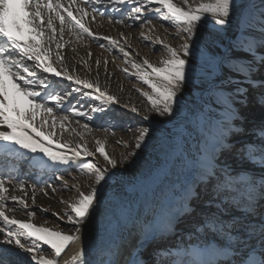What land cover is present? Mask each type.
I'll return each mask as SVG.
<instances>
[{
  "label": "snow or ice",
  "instance_id": "1",
  "mask_svg": "<svg viewBox=\"0 0 264 264\" xmlns=\"http://www.w3.org/2000/svg\"><path fill=\"white\" fill-rule=\"evenodd\" d=\"M70 3L77 4V0H70ZM81 3L82 6L77 4L74 15L71 7H63L60 0H0V150L6 157L25 158L35 166L46 163L74 166L76 171L86 173L93 180L91 190L79 192L78 199L69 204L70 213L66 212L64 217L74 227L65 233L9 218L5 208L9 211H15V208L5 203L9 199L5 195L8 191L5 186L15 184L23 191L26 181L7 171L0 173V220L4 225L0 227V233H3L0 245H13L20 250L0 248V264H8V257H20L18 264H28L29 261L30 264H60L62 254L77 242H81V248L64 264H176L174 259L165 260L161 255L168 253L171 257L169 249L162 243L151 245L155 244L158 236L162 241L168 232L194 231L191 225L203 228L213 239H218L213 230L226 232L228 237H238L235 244L220 242L227 260L217 264H264V144L259 146L258 153L251 150L255 145L236 148L235 142L223 134L202 138L193 162L198 179L182 186L183 198L178 210L172 211L171 205L162 210L165 222L161 228L154 230L144 241L129 245L120 234V216L113 212L111 220L105 217L98 223L95 238L87 245L83 244L82 226L89 223L101 207L104 190L116 175L109 169H116L117 161L106 153L100 141H97L95 151L108 165L105 168L87 159L94 153L84 146L78 144L72 148L67 143L57 142L56 124L59 121L60 127L65 128L69 113L72 117L88 115L82 110L84 105L81 101L99 102L88 103L91 113H107L109 107L118 101L102 90L98 83L77 77L74 70L70 73L66 66L55 67L54 64L62 62V57L56 53L53 60L51 47L53 44L57 49L64 47L63 34L67 28L81 41L85 34L92 39L106 40L127 58L130 53L119 41L108 36H96L86 26L85 18L91 16L94 21L97 15L104 16L106 11H113L121 15L115 18L108 16L110 23L131 27L136 21L143 20V27L151 24L150 19H144V14L156 13L157 18L170 22L182 42L173 47L157 37L153 42L161 43L167 53V58L159 66L144 59L142 65L132 62L135 73L123 70L137 75L151 89L150 94L140 93L150 105L151 112L160 117H173L183 108L186 91L202 90L205 84L211 83L213 91L223 94L225 103L222 107L226 108L231 119L242 120L236 105H247L249 88H264V78H255L264 70V52H261L264 50V0H260L259 9L254 0H201L199 4L185 8L176 6L173 0H81ZM184 3L188 5V0ZM57 20L60 24L59 38L56 35ZM141 37L149 40L143 33ZM121 38L125 39L122 33ZM98 46L105 47L103 44ZM240 60L247 62L234 63ZM96 64L99 68V59ZM107 64L105 60V70ZM84 66L87 68L88 64ZM217 70L222 74L216 75ZM209 77L213 78L209 80ZM73 93H79L75 103L70 100ZM256 99L264 107V92L259 93ZM123 107L139 113L135 106ZM143 119L149 124L139 129L135 141L137 150L152 138L153 129L147 110ZM76 122L80 123L79 120ZM80 126L87 132L93 130L88 123ZM103 130L108 132L109 128ZM53 144L55 148L51 147ZM234 152L257 165L259 175H248L242 179L235 173L226 162ZM128 155L134 156L136 152ZM241 186L246 189L240 201L246 208L243 220L241 222L230 214L227 219L231 222L225 224V213H231L238 206L234 192ZM28 187L35 193L38 185ZM39 190L43 191L42 188ZM10 199L26 212L29 220L34 217V212L27 211L25 199L17 196ZM54 215L64 218L58 213ZM22 239L30 243H22ZM21 253L27 256L21 257ZM180 264L208 262L186 257Z\"/></svg>",
  "mask_w": 264,
  "mask_h": 264
},
{
  "label": "bare ground",
  "instance_id": "2",
  "mask_svg": "<svg viewBox=\"0 0 264 264\" xmlns=\"http://www.w3.org/2000/svg\"><path fill=\"white\" fill-rule=\"evenodd\" d=\"M60 3L63 7H71V10L73 11L74 15L76 14L77 4H80V6H82L81 0H77V4H71L70 0H60ZM173 3L176 6L180 7L175 2ZM254 3L256 4V8L259 9L260 0H254ZM64 14L66 15V13ZM120 15L121 14L117 12L106 11V14L104 16L97 15L94 21L92 20L91 16L86 17L85 24L87 27H89L90 31H92L96 36H108L114 40L119 41L120 44L125 48V50L130 53L129 57L125 58L123 54L120 53L117 49H114L110 45H108L106 40L92 39L88 37L87 34H85L84 39L81 41L78 40L75 35L70 34L67 31V28H65L63 34L64 47L62 49H57L55 47V44L51 46L53 51V60L55 59L56 53H59L62 57V62L54 64V66L57 68L66 66L67 70L70 73L74 70V73L77 77L81 79H87L89 82L98 83L100 84V86L106 85L108 88H102V90H106L109 94L122 96L120 90L117 88L119 85L109 83V79L108 77H105V75H109L111 71L115 70V72L117 73L115 79H118L123 84V86H126L128 85L127 82H125V80L122 81L121 74H119L120 71L123 70V68H127V66H125L126 59L128 61L127 63L129 64L135 62L137 64L142 65V61L144 59H147L148 61L152 60L153 63L159 62L162 60L163 56L166 55V51L163 47H160L159 53L156 56L150 54V51L155 49L154 45H156V43L153 42L156 40L155 38L162 37L161 39L159 38L160 41H163L162 39L165 38V43L171 46H179V44L182 42L180 40V36L176 34V31L171 32L166 29L167 25H164V20L162 18H159L158 20L156 19L157 22L155 23H152L151 21V24H144L143 27L140 26L143 23V20L136 21L131 27H126L121 24L110 23L107 18L108 16H112L115 18ZM55 25L57 28L56 35L57 38H59L60 24L58 20L55 21ZM136 27H139V29ZM233 31L234 29L230 30L229 34L231 35ZM121 33L123 34V37L125 39L121 38ZM142 33L148 36L149 40L142 39ZM167 33L169 36L171 35L169 38L166 35ZM148 43H150L151 45L153 43V45L149 46ZM100 44L105 45V47L98 48L97 46ZM143 44L147 46L146 49ZM132 48L136 49V52L132 50ZM244 48L246 50V45H244ZM89 53H91V56H89ZM98 59L100 61L99 68H97L96 64V61ZM105 60L108 61L107 70H105ZM246 62L247 61L245 60L234 61V63L237 65L244 64ZM28 63L31 64L32 62L29 61ZM85 63L88 64L87 68L84 66ZM80 69L84 70V72H80ZM37 71L39 72L38 69ZM221 74L222 72L220 70H217L216 75ZM95 80L97 82H95ZM65 84L67 85L68 82L65 81ZM208 86L209 83L205 84L202 90H189L185 92L183 103L185 104V106H188L189 103L193 102L192 112L198 111L200 107H202V110H204L205 103L208 100H211V102L215 103V100L210 97L212 95L208 96L206 94V89ZM261 91L263 92L264 88H262ZM70 100L74 102L73 99ZM214 107L217 108L216 105ZM236 107L239 109V111L243 112L242 114H251L253 112V110L251 109H243L245 106L240 104H237ZM86 109L87 111L85 112L88 113V115L85 116V119L86 121H90L93 116V113L89 111V108ZM217 111L222 115L224 114L225 117L230 116L227 110L221 111L219 108H217ZM183 117L185 116L183 115ZM64 124L65 128L63 129L66 130L65 135L60 134L62 128L60 127V122L57 121L55 129V139L57 142L67 143L70 145V147L74 148L75 145L67 139L74 135H82L85 129L80 126V123L74 125L73 123L69 124L64 122ZM156 124L159 126L169 125V127L172 126L174 127L173 129H176V124H162L159 122H156ZM197 134L192 128L188 129L187 131H180L178 134H174L173 132H171L168 135V139L159 137L153 142L148 151H146V153H144L141 158L136 161V163H134L130 167H127L123 171H115V177L113 178V180L109 181V186H107L104 190L101 207L96 211V214L94 215L92 220L86 225L82 226L81 235L83 244L87 245L88 241L95 238L98 223L105 217L111 220V215L113 212L120 216V234L125 238L126 242L129 245H136L137 243L144 241L145 238L154 230L161 228L165 222V218L162 215V210L168 209V207L171 205V210L176 211L179 209L182 202H180L179 200L171 201L169 199L170 193L172 192L174 194H177L178 196L179 193L182 191V186L188 184L192 180H195V178L197 177L193 163L194 159L198 155V142L201 140L200 135ZM87 135L90 136V134H85L84 136ZM88 137H85L86 142L90 141V137L89 139ZM51 147L55 148V145L53 144L51 145ZM60 151L65 150L60 149ZM24 162L27 163V166L21 165ZM59 169L60 166L57 165H51L46 163L42 166H35L31 163H28L25 158H18L16 156L6 157L3 151L0 150V173L7 171L26 181V187L23 191L18 185L6 184V188L8 187V190H10L11 193L9 194V191L6 192L5 195L9 197V199L5 201V203L16 204V202L11 201L10 197L11 195L17 196L26 200L28 204L27 211H32L35 213L34 217L29 220V217L26 213L24 214L25 216H21V213L17 215L18 213H16L15 211H9L6 207V215H8L9 218H15L22 222H31L36 226H42L43 222L41 220L44 218L38 213L39 210H35L37 207L40 206V203H43L44 207L51 210V212L52 210L60 211V203H49L47 201L48 198L46 200V196H44L47 190H45L44 188H42L43 191L39 190L41 187L40 185L43 184V182H45L46 179L49 178L51 171L53 172ZM159 170H168L169 174L167 175L166 179L162 181L161 184L155 186L154 184L156 182V174ZM31 185H38V188L35 193L32 192L31 187H28ZM25 192H27V195H25ZM51 192L53 193L52 190L49 193ZM33 196L35 198L34 203ZM52 199L58 202V200H60V195H55ZM243 207L245 206L241 203L240 209H243ZM0 224L3 225L2 220H0ZM55 226L48 225L46 228L51 230H59L65 233L70 232V230L73 228H69L68 226H64L61 224L57 227ZM12 227L13 230H15V226ZM112 227H116L115 223L112 224ZM129 232L131 233V235H129ZM232 240V238H211L208 241V244L210 245L209 251L198 250L197 252H189L185 256V258L188 257L198 262L207 261L208 264H216L217 262L226 261L227 256L222 254L223 250L220 247V242H231L232 244H234ZM22 243L30 242L24 241L22 239ZM0 248H13L14 251H20L19 249L14 248L13 245H0ZM80 248L81 242H77L76 244L70 245L69 248L66 249V254H62L60 264H64L65 260H71V257L74 256ZM169 251L175 255L173 259L176 261V264H180V262L185 259L182 255H179L180 252H177L174 249H170ZM26 256V253H21V257ZM18 261H20V257H8V264H18ZM28 264H30V261L28 262Z\"/></svg>",
  "mask_w": 264,
  "mask_h": 264
},
{
  "label": "rangeland",
  "instance_id": "3",
  "mask_svg": "<svg viewBox=\"0 0 264 264\" xmlns=\"http://www.w3.org/2000/svg\"><path fill=\"white\" fill-rule=\"evenodd\" d=\"M173 2L178 4L180 7L185 8L189 5L195 6L199 4L201 0H188V5H185L184 0H173ZM144 18L151 19L152 23L157 22V20L159 19L157 18L156 13L145 14ZM163 23L164 25H167L166 29H168L169 31L171 32L176 31V29L173 26H171L170 22L164 20ZM136 28L139 29V27H136ZM166 35L168 36V38L171 36V35L169 36L168 33ZM159 38L161 39L162 37H159ZM162 40H163L162 42L165 43L166 41L165 38H163ZM148 44L149 46L153 45V43L152 45L150 43ZM143 46L145 47V49L147 48L145 44H143ZM154 46H155V49L153 50L150 49L151 51L150 50L149 51H150V54L156 56L159 53V48L160 47L162 48V45L161 43H156V45ZM97 47L100 48L99 46ZM173 47H178V46H173ZM132 50L136 52V49L132 48ZM261 52H264V50H261ZM166 58H167V53L165 56H163L162 60ZM257 59H259V54L257 55ZM161 61L153 63V61L150 60L149 62L152 63L153 65L159 66ZM125 66H127L126 69L128 70V73H135V70L132 69L131 64L125 63ZM124 69L125 68H123V70ZM123 70L120 71L119 74H121L122 81L125 80V82H127L128 85L126 86H123V84L118 79H115V76H117V73L115 72V70L110 72L111 75H105V77H108L109 83H113L114 85H119L117 88L120 90V93L122 95V96H116L114 94H110V95H114L117 98L118 103L111 105L107 113H103V112L93 113V116L90 119V121H86L85 117H72L69 113L70 115L69 120L71 122L70 121L65 122L69 124L73 123L74 125H76L77 124L76 121L79 120L80 124L88 123L93 128L91 132H87L85 130L82 135H74L66 139L72 142V144H74L75 146L79 144V145L84 146V148L87 151L93 152L94 155L87 157V159L93 161L99 167L105 168V167H108V165L104 161L103 157H101L99 153L95 151L97 148V141H100L101 143L105 144L104 147H105L106 153L111 158L117 161V168L109 169L110 172L123 171L127 167H130L131 165L136 163V161L140 159L141 156L144 153H146V151H148V149L153 144V142L157 140L159 137L168 139V135L171 132H173L174 134H178L180 131H187L188 129H192V128L196 134L198 133L200 135L201 142H202V138H209V137L211 138V137L223 134L229 139V141L235 142L236 148H240L243 145H249V146L255 145L256 147L252 148L251 150L257 153L259 152V146L261 144H264V139H261V137L264 136V131H261L262 129H264V107H262L259 103H257V99H256L258 93L262 92L261 91L262 88H249L248 103L243 109L245 110L251 109L253 110V112L251 114H246V113L242 114L243 112L239 111L242 117V120L233 121L230 116L225 117L224 114L222 115L221 113L217 111V108H219L221 111L222 110L226 111V108L222 107V105H224L223 103L225 102L223 100V94L212 90L213 86L211 85V83H209V86L206 89V94L208 96L212 95L210 97H212L215 100L214 101L215 103L211 102V100H208L205 103L204 110H202V107H200L199 110L195 112H192L193 102L189 103L188 106H185V104L183 103L184 105L183 108L179 110L173 117H160V116H157L155 113L151 112L150 105H148L147 100L145 99L144 96H141L140 94L141 92H146L150 94L151 89H149L147 85H144L142 81H140L137 78V75L135 74L130 75ZM80 72L83 73L84 70L80 69ZM212 78L213 77H209L208 79L211 80ZM255 78L256 79L264 78V70H262L261 73H259ZM95 82L97 81L95 80ZM100 87L101 89L108 88L106 85H103ZM67 90L71 91L70 88H68ZM78 96H79V93H73V95L70 97V99L74 100L73 103L76 102ZM88 103L98 104L99 102L98 101H89V102L81 101V104L84 105L82 109L83 111H87L86 108H88ZM123 105H128L129 108L131 106H135L139 109V113L130 112V110L128 108L123 107ZM215 105L217 106V108L214 107ZM146 110H147V114L150 116L151 128L153 129L152 138L147 140L146 146H142L141 149L137 150L135 149V141H136L137 136L139 135V129L149 124V121H145L143 119L144 115L146 114ZM183 115L185 117H183ZM156 122H159L162 124H176V129H173L174 127L172 126L169 127V125L159 126L156 124ZM104 128H109V131L105 132L103 130ZM113 129H114V134H113ZM65 131L66 130L62 129L60 134L65 135L66 134ZM85 134H90V136L89 135L84 136ZM88 136L90 137V141L86 142L85 137H88ZM118 141L120 143H118ZM200 141L198 142L197 152H198V148H200L201 146ZM125 144H127V147L124 146ZM133 151L136 152V155L129 156L128 153L133 152ZM125 159H126V162L122 163V161H124ZM226 162L231 166V168L234 170L235 173H238L241 176L242 179L248 175H257V176L259 175V167L257 165L245 159H242L240 156L236 155L235 152L227 158ZM21 165L27 166V163L24 162ZM168 174H169L168 170H165V171L159 170L156 174V182L154 185L157 186L161 184L162 181L166 179ZM57 176H60L61 178L57 179L56 178ZM196 178L198 179V177ZM92 185H93L92 178L89 177L84 172L76 171L74 166H60L59 170H56L53 172L51 171L49 178L46 179V181L40 185L41 186L40 188H44L45 190H47L45 192L47 195L44 194V196H46V200L48 198L47 201L49 203H52V204L60 203L59 207L61 210L60 209H59L60 211L52 210L51 212V210L44 207L43 203H40V206L37 207L35 210L36 211L39 210L38 213L40 214V216H42L45 219V220L44 219L41 220L43 222L42 226L47 227L48 225H52V226L56 225L55 227H57L58 225L61 224L64 226H68L69 228L74 227L73 225L68 223L67 218L64 217V214L66 212L70 213L69 204L72 202H75L78 199L79 192L86 193L90 191ZM49 187L52 189H50ZM49 189L50 191L51 190L53 191V193L51 192L52 194L49 193L50 192ZM8 191L10 194L11 191L10 190ZM245 193H246V189L243 186L240 187L239 191L234 192V195L236 196L235 203L238 206L234 207L231 210V213H225V217H226L224 221L225 224H229L231 222L229 219H227V217L230 214L235 215L242 222L243 220L242 214L246 211V208L243 207V209L242 208L240 209L241 203L239 202L241 201V198L245 196ZM53 195L54 196L60 195V200L56 202L54 199H52L54 198ZM178 196L177 194H174L171 192L169 195V199L171 201L179 200L181 202L183 198L182 191L179 193ZM6 204L14 207L15 212L18 213L17 215L21 213L20 214L21 216H25L24 214L26 212L24 210H21L19 205L9 204V203H6ZM54 213H58L60 214L61 217H64V218L59 219L57 215H54ZM47 216L49 217V219ZM3 226L4 225L0 224V227H3ZM191 227L195 230L194 231H180L177 233H172V232L166 233L162 241H161V238L158 236L155 244H152L151 246L154 247L156 244L162 243L163 246L167 247L169 250L174 249L177 252H180L181 254L179 253V255H182L183 258H185V256L189 252H197L198 250L209 251L210 245L208 244V241L212 237L208 236L205 233L203 228H198L196 225H191ZM217 228H219V226H217ZM213 231H216L217 238H224V239L232 238L233 239L232 241L234 242V244L238 240V237L236 236L227 237L226 232L218 231V230H213ZM2 236H3V233H1L0 239H3ZM44 247H47V246H44ZM50 251L51 250L49 249V252ZM171 254H172L171 257H169L168 253H161V255L165 258V260L173 259V257H175L173 253Z\"/></svg>",
  "mask_w": 264,
  "mask_h": 264
},
{
  "label": "water",
  "instance_id": "4",
  "mask_svg": "<svg viewBox=\"0 0 264 264\" xmlns=\"http://www.w3.org/2000/svg\"><path fill=\"white\" fill-rule=\"evenodd\" d=\"M155 125V124H154Z\"/></svg>",
  "mask_w": 264,
  "mask_h": 264
}]
</instances>
